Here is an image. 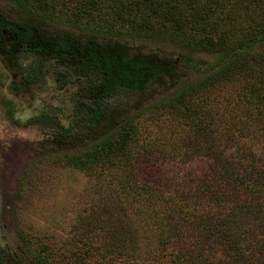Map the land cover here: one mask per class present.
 I'll list each match as a JSON object with an SVG mask.
<instances>
[{
	"label": "trees",
	"instance_id": "obj_1",
	"mask_svg": "<svg viewBox=\"0 0 264 264\" xmlns=\"http://www.w3.org/2000/svg\"><path fill=\"white\" fill-rule=\"evenodd\" d=\"M5 1L0 62L59 90L49 159L99 198L67 263L19 229L0 264H264V0Z\"/></svg>",
	"mask_w": 264,
	"mask_h": 264
},
{
	"label": "rangeland",
	"instance_id": "obj_2",
	"mask_svg": "<svg viewBox=\"0 0 264 264\" xmlns=\"http://www.w3.org/2000/svg\"><path fill=\"white\" fill-rule=\"evenodd\" d=\"M0 6L9 5L0 0ZM131 43L169 55L180 51L168 42ZM12 72L0 62V248L18 247L22 229L35 243L52 248L57 262L67 263L66 255L72 257L69 252L77 251L76 238L84 222L81 216H91L99 197L88 175L49 159L57 150L49 134L63 124V112L51 108L58 98L63 99L59 90L45 84L22 93L12 86ZM192 76L158 87L143 105L169 94Z\"/></svg>",
	"mask_w": 264,
	"mask_h": 264
}]
</instances>
